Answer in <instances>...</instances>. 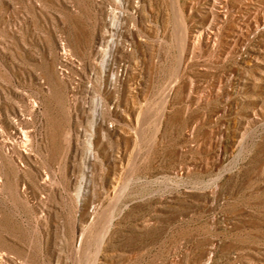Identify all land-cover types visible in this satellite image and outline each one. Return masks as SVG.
Instances as JSON below:
<instances>
[{"label":"rangeland","instance_id":"1","mask_svg":"<svg viewBox=\"0 0 264 264\" xmlns=\"http://www.w3.org/2000/svg\"><path fill=\"white\" fill-rule=\"evenodd\" d=\"M0 264H264V0H0Z\"/></svg>","mask_w":264,"mask_h":264},{"label":"bare ground","instance_id":"2","mask_svg":"<svg viewBox=\"0 0 264 264\" xmlns=\"http://www.w3.org/2000/svg\"><path fill=\"white\" fill-rule=\"evenodd\" d=\"M185 45H188V44H190V42L188 41V38H187V35L185 36Z\"/></svg>","mask_w":264,"mask_h":264}]
</instances>
